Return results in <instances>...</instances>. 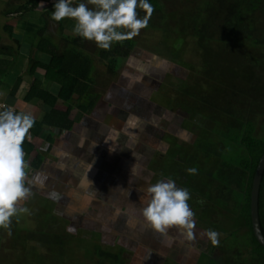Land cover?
Instances as JSON below:
<instances>
[{"label": "crops", "instance_id": "crops-1", "mask_svg": "<svg viewBox=\"0 0 264 264\" xmlns=\"http://www.w3.org/2000/svg\"><path fill=\"white\" fill-rule=\"evenodd\" d=\"M53 5L7 17L0 11V75L7 63L17 55L10 69L0 76V105H7L16 112L31 113L37 122H41L51 108L35 99L26 100L30 86L36 80L40 88L52 96H58L60 91V86L45 78L42 70L34 71L33 75L26 73L34 33L44 25L43 14L51 16ZM68 20L61 21L63 34L71 35L66 29ZM50 23L57 25L59 36L58 24ZM50 32L51 29H48V34ZM55 45L60 47L57 40ZM33 58L44 63L50 60L40 51H34ZM103 64L104 61L101 62L103 70L98 71L102 75H98L97 80L112 77L105 73ZM125 77L126 88L123 87L125 82L118 80H112L106 86L101 85L103 94L97 92L98 96L89 112L72 108L69 113L72 126L69 130L44 125L39 132H35L34 124L30 130L31 140L23 144L25 159L29 164L28 180L31 181L36 173L41 172L48 176V180L44 187L26 183V186L31 187L32 195L20 207L32 210L34 206L36 209L50 207L51 211L55 210L61 218L58 226L60 230L57 227L56 232H61L65 238L74 237L68 230H63L65 225H71L73 219L82 226L86 225L79 231L78 236L81 238H85L82 235L89 231L96 235V240L108 242L113 236L116 239L122 229H117V234H114V225H122L121 220L126 225L137 226L139 233L150 231L140 214L150 199L147 188L168 178L174 180L178 188H182L178 181L187 176L183 173L188 168H197L198 155L192 153V146L199 140L194 132H189L195 131L197 126L185 119L183 123L175 115L177 108L170 105L157 107L156 112L160 117L152 115L151 110L156 105L146 98L151 95V87H156V84L132 80L127 75ZM135 90L137 103L131 102V97L125 98L127 94L135 96ZM56 108L59 111L66 109L63 104ZM207 160L214 159L210 157ZM181 164H185L186 168ZM209 175L202 178L205 179V185H208ZM198 176L199 171L193 175V181L190 175L187 176L189 179L186 183L195 190ZM53 190L60 194L59 201L48 198V193ZM50 226L51 229L55 227ZM67 226L64 229L70 228ZM26 228L25 232L31 231L29 225ZM2 240L0 236L1 247ZM4 255L0 249L2 261L7 258Z\"/></svg>", "mask_w": 264, "mask_h": 264}, {"label": "trees", "instance_id": "trees-1", "mask_svg": "<svg viewBox=\"0 0 264 264\" xmlns=\"http://www.w3.org/2000/svg\"><path fill=\"white\" fill-rule=\"evenodd\" d=\"M40 1L0 0V11L7 17L38 10ZM148 2L154 8L148 26L160 29L168 16L166 3L163 0ZM183 2V8L176 14L177 18L193 23L197 45L205 53L206 63L211 70L224 75L220 79L221 87L217 86V93L212 92L205 97L191 99L202 111L208 113L209 120L215 119L213 115L218 114L224 106L227 108L228 118L236 123L234 127L219 133L214 146L213 143L206 142V150L202 151L206 157L218 160L216 171L207 177L212 192L205 193L204 198L213 203L218 210L220 206L225 208L229 206L240 215L243 222L242 231H232L220 241L218 248L224 254L222 264H264V248L254 239L249 219L251 181L258 160L264 153V0H183ZM138 13L141 18L146 15L141 9H138ZM50 21H52L50 16L44 13V25L35 31L32 39L26 73L33 75L34 71L42 70L45 78L60 86V91L58 96H52L42 90L36 80L30 86L26 100L35 99L51 108L41 122L35 121V132H39L44 125L69 130L72 126L69 120L71 109L77 107L87 113L94 105L98 96L96 90L99 84L96 77L100 75L98 65L104 61L105 73L114 76L118 71L119 62L128 57L136 45L134 39L113 43L109 50L100 49L96 60L85 50L88 41L76 35L63 34L62 22L52 21L58 24L59 37L63 43L62 47L56 46L52 35L48 34ZM246 43L255 51L246 49L244 47ZM34 51L49 56V62L34 59ZM16 59L17 55H14L0 76L10 69ZM238 76L241 77V81H238ZM242 92L248 93L249 97L244 96ZM181 95L185 99L188 93L184 92ZM59 104L65 105V111L56 108ZM255 117L260 118L259 133L254 129ZM228 135L232 136L229 140ZM224 140L234 147L232 159L223 157ZM229 150L231 151L230 147ZM214 183L220 188L218 186L216 189L212 188V185L215 186ZM219 190L223 191L219 194ZM226 195L227 201L223 202L221 199ZM257 217L260 232L264 237V170L258 189Z\"/></svg>", "mask_w": 264, "mask_h": 264}, {"label": "rangeland", "instance_id": "rangeland-1", "mask_svg": "<svg viewBox=\"0 0 264 264\" xmlns=\"http://www.w3.org/2000/svg\"><path fill=\"white\" fill-rule=\"evenodd\" d=\"M163 1L166 3L168 16L167 20L163 21L162 27L160 29H152L147 25L146 28L142 29L140 34L133 38L136 45L130 51L129 56L119 62L120 65L118 66V72L114 75L115 77L97 80V83H99L97 92L100 91V87L106 86L112 80L113 82L118 80L124 83L126 81L125 75H127V78H132V80H141L148 83L149 81H153V85L156 84V88L146 98L156 105V108L151 110L152 115L160 117V114L156 110L160 106L170 105L177 108L175 115L178 119L190 121V123H193L199 129L198 131H194V133L192 132L197 140H199V143L195 142L192 146L194 148L192 153L198 155L196 161L199 171L197 189L195 190L193 186L190 187L186 183L189 179L187 176L190 175L187 172L183 173L187 176H183L178 181L182 188L191 190L188 203L195 213V240L188 241L182 235H180L182 237H173L169 242L172 245L171 248L178 252V254L175 257H168L161 253H156V255L164 257L159 262H157V257H155V261L151 262L147 257H143L141 249L147 248L149 251H152L149 245L153 246L152 244L157 241L158 236L155 232L141 234L139 233L140 230L132 228L131 233L133 234L129 237L131 238V242L129 239L128 241L114 239L112 242H107L102 239L96 240V235L89 231L82 235L85 238H81L78 236L80 230L70 231L71 225L69 226L68 224L64 228L66 226L70 228H63V230H68L74 237L65 238L61 232H56V228L60 226L61 218L59 214L55 213V210L51 211L50 207L36 209L34 206V209L30 208L28 213L21 212L12 218L10 226L11 235H8V230L0 229V236L3 237V246H0V249L5 253V258L7 257L3 261L2 256L0 257V261L3 264H222L223 252L218 247H213L210 241L201 234L205 230L211 229L220 233L219 240L222 241L232 231L241 230L243 222L240 215L229 206L226 208L225 206H220L221 210H218L215 209L213 203L204 198L205 193L210 194L211 186L207 184L206 186L205 179L202 178L205 175H212L216 171L218 160L211 157L214 160L208 161L207 159H210V157H206L202 151L206 150V142L213 143L212 146H214L219 133L234 127L236 123L228 118L227 108L224 106L218 114L213 115L215 119L209 120L208 113L204 112V110L202 111L201 107L191 99L195 97L202 98L210 95L212 92L217 93V86L221 87L220 79L224 75L214 72L206 63L205 53L197 45V35L195 34L193 23L189 20L181 21L177 18L176 14L179 13L184 5L183 0ZM55 2L57 0H41L39 7L44 8L49 4L53 5ZM86 2L87 0H72V6L77 3ZM68 22L69 24H66V29L70 31L71 35H74L73 28L75 22L72 20H68ZM49 26L48 29H51L50 33L53 36L54 43L57 40L58 45L62 47L63 43L59 39L57 25L50 23ZM210 46L212 47L213 43ZM216 46L218 45L216 44ZM86 47L87 54L97 60V52L100 49L95 43L88 41ZM244 47L248 50H254L247 43ZM261 50L258 49V51ZM98 67L102 69L101 63ZM236 74L238 75L239 72ZM100 75L102 74L100 73ZM238 78V81H241V77L238 76ZM235 81L232 80V82ZM126 84L125 82L124 88H126ZM184 92L188 93L185 99L181 95ZM100 93L103 94V91H100ZM242 93L244 96L249 97L248 93ZM136 95L137 93L135 96L127 94L125 98L131 97V102L137 103L138 99ZM140 97L143 98L141 95ZM186 115L189 116L187 117ZM253 122L255 123V132L259 133L260 118H253ZM231 137L228 135V140ZM226 141H223L222 149L224 152L222 154L225 159L226 157L232 159L235 150ZM181 165L185 167V164ZM190 180H194L193 175H190ZM214 184L215 186L212 185V188L216 189L219 187L217 183ZM221 191L223 190L218 191L219 194ZM227 196L222 197L221 200L223 202L227 201ZM201 200L203 201L202 204L199 203ZM31 201L33 203L36 202L35 200ZM28 225L31 231L25 232L28 229L26 228ZM50 225H54L55 227L51 229ZM54 229L55 231L51 232ZM58 229L60 230L59 227ZM75 232L76 234H74ZM31 239L34 241L32 242ZM137 247L142 248L139 251ZM109 253L115 254L112 256L114 259L118 256L119 261L116 263L110 262L108 260L110 258L106 257Z\"/></svg>", "mask_w": 264, "mask_h": 264}, {"label": "clouds", "instance_id": "clouds-1", "mask_svg": "<svg viewBox=\"0 0 264 264\" xmlns=\"http://www.w3.org/2000/svg\"><path fill=\"white\" fill-rule=\"evenodd\" d=\"M138 9L146 13L143 18L139 16ZM153 11L148 0H87L75 6H72V0H57L50 19L57 23L73 20L74 35L94 42L99 49L109 50L113 43L139 35L147 27ZM0 109H3L0 110V229L8 230V235H11L12 218L21 212H29L27 207H20L32 195V189L26 183L44 187L48 176L41 172L28 180L29 164L23 144L31 140L30 130L35 124L33 115L16 112L7 105H0ZM197 171L196 167L187 169L190 175L197 174ZM147 193L149 202L140 210L146 227L165 237L170 229L175 228L184 239L195 240V213L188 203V189L178 188L175 181L168 178L150 185ZM48 198L59 201L61 196L53 190L48 193ZM201 235L213 247L219 246L220 233L217 231L208 229Z\"/></svg>", "mask_w": 264, "mask_h": 264}, {"label": "flooded vegetation", "instance_id": "flooded-vegetation-1", "mask_svg": "<svg viewBox=\"0 0 264 264\" xmlns=\"http://www.w3.org/2000/svg\"><path fill=\"white\" fill-rule=\"evenodd\" d=\"M152 83H153V81H152ZM152 88L153 89H155L156 87H154V86H152L151 87V92H152ZM187 117L189 116V115H186ZM183 121H185V120H183ZM190 127V126H189ZM188 127V128H189ZM197 131H198V129H196ZM195 130V131H196ZM190 133L191 132H194V130L193 131H189ZM192 134V133H191ZM74 218H75V215H74ZM74 220V219H73ZM73 220L70 222L71 223V230H73V231H75V230H80V229H84V228H86L85 226L86 225H81L79 222L77 223L75 220H74V222H73ZM121 222H123L122 223V225H116V227H115V225H114V234H117V229H122V231L121 232H118V233H120V235H119V237H117L116 239H122V240H127L128 241V239L130 240L131 238H129L130 236H131V234H133V233H131L132 232V228L133 229H136V230H140L137 226H135V227H133V225H131V224H124V222L125 221H123V220H121ZM123 224H124V226H123ZM175 228H173V229H170L169 230V232H168V236L167 237H165V236H161L160 234H157V236L158 237H162V238H157L156 240V242H154L152 245L153 246H151V245H149V247H151V250L152 251H149V249H147V248H143V249H141V254H143V257H147L151 262L154 260V258L155 257H157V262H159L164 256H161V255H156V253H161L162 255H166V256H168V257H175L177 254H178V252H176V251H174V249L173 248H171V243L169 242L170 241V239L169 238H172L173 239V237H176V236H180L181 235V233L179 232V230H177V229H175V232H173V230H174ZM152 230L150 229V231H144V232H142L141 234H151L150 232H151ZM71 233V232H70ZM72 234V233H71ZM74 234H76V232L74 233ZM114 238L113 239H110L109 240V242H111L112 240H114L115 239V236H113ZM180 237H182V236H180ZM140 241H142V239H140ZM130 242H131V240H130ZM119 244H120V242H119ZM135 244V243H134ZM148 245V244H147ZM130 246H131V244L129 245V249H130ZM134 247H135V245H134ZM140 248H142V247H137V249L140 251ZM137 250V251H138ZM160 251V252H159ZM103 253V252H102ZM164 253V254H163ZM140 254V253H139ZM103 255H105V254H103ZM115 255V254H114ZM114 255H112L111 253H109L106 257H108V258H110V259H108V260H110V262H117V261H119V258H118V256L116 257V259H117V261H114V258H112V256H114ZM64 256V255H63ZM105 257V256H104ZM105 257V258H106ZM103 260V259H102ZM155 261V260H154Z\"/></svg>", "mask_w": 264, "mask_h": 264}, {"label": "water", "instance_id": "water-1", "mask_svg": "<svg viewBox=\"0 0 264 264\" xmlns=\"http://www.w3.org/2000/svg\"><path fill=\"white\" fill-rule=\"evenodd\" d=\"M263 170H264V153L262 154L256 165L249 191V219H250L251 231L256 242L261 247L264 248V237L260 232L258 217H257V196H258V189H259Z\"/></svg>", "mask_w": 264, "mask_h": 264}, {"label": "built area", "instance_id": "built-area-1", "mask_svg": "<svg viewBox=\"0 0 264 264\" xmlns=\"http://www.w3.org/2000/svg\"><path fill=\"white\" fill-rule=\"evenodd\" d=\"M1 110V109H0Z\"/></svg>", "mask_w": 264, "mask_h": 264}]
</instances>
